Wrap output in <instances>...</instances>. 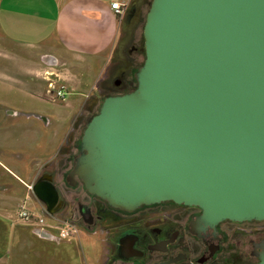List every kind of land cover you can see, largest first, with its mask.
Wrapping results in <instances>:
<instances>
[{"label":"water","instance_id":"95a60500","mask_svg":"<svg viewBox=\"0 0 264 264\" xmlns=\"http://www.w3.org/2000/svg\"><path fill=\"white\" fill-rule=\"evenodd\" d=\"M143 35L136 86L104 97L67 181L128 212L172 200L201 222L264 219V0H152ZM33 190L53 211L54 184Z\"/></svg>","mask_w":264,"mask_h":264},{"label":"crops","instance_id":"0c3cea01","mask_svg":"<svg viewBox=\"0 0 264 264\" xmlns=\"http://www.w3.org/2000/svg\"><path fill=\"white\" fill-rule=\"evenodd\" d=\"M113 1L126 3L132 16L136 11L146 10L150 3V0H0V39L26 49L20 57L27 63L23 64L22 68L23 81L27 83L31 80L44 84L37 73L41 68L48 66L52 73H57L66 83L68 93L61 101L66 106L68 126L83 104L99 105L102 96L123 92L132 84L136 64L131 62L120 47L124 41L130 40L127 38L131 35L127 28L130 20H126L127 16L121 17L115 13L111 6ZM137 37L136 32L134 40ZM30 54L35 57L31 62ZM9 112L15 114L10 121H17L18 111ZM0 114L6 115L3 110H0ZM36 117L43 121L45 126H49L57 116L46 113ZM5 119L8 123L7 118ZM18 122L21 124L16 126L0 124V131L3 130L1 132L9 138H16L13 144H2L3 147L0 148H4L3 151L9 149V156L19 163L13 172L16 182L7 179L11 181L9 185L14 186L13 188L22 187L23 203L31 191L39 197L33 186L43 181L42 178L51 181L50 173L46 172L47 168L53 163L56 166L59 164L60 159L57 160V156L68 140L69 128L59 135L51 132L44 139L42 135L35 137L32 134V138L27 139L22 136V130H15L22 129L21 115ZM23 163L25 164L22 166ZM5 166L9 170L6 164ZM71 168L72 163L65 160L58 175L64 179ZM61 179H58L59 183ZM8 194L11 195V192ZM10 195L4 197V204L14 201L15 198ZM41 204L49 209L45 201L42 200ZM6 206L3 205V208ZM2 214L3 218L8 219V216L3 212ZM47 220L53 219L47 215ZM46 223L37 229L39 241L58 238V234H53L54 231L52 232ZM26 238L27 236L22 234V245L27 243ZM9 252L10 248L6 253ZM6 256L4 253L0 259ZM25 258L22 251V264H29Z\"/></svg>","mask_w":264,"mask_h":264},{"label":"rangeland","instance_id":"374dc122","mask_svg":"<svg viewBox=\"0 0 264 264\" xmlns=\"http://www.w3.org/2000/svg\"><path fill=\"white\" fill-rule=\"evenodd\" d=\"M150 4L151 0L148 4V8ZM148 8H146V10L136 11L131 24L127 26L132 36L130 39L131 42L126 43L127 47H131L133 43H137V46L140 49L139 52H133L136 57V68L132 74V84L130 85L132 88L136 85L135 72H137L145 59L143 28ZM129 9L130 8L127 6L124 16L129 17L131 15ZM136 32L138 33V37L134 40L133 37ZM2 40L3 39H0V110H3V113L6 115L3 116L0 114V124H12L13 126L20 125L21 122L19 123L18 119L21 115L22 129L19 128L15 130H22V136H25L27 139L32 138L30 134L35 137H37V135H42V139H44L49 136V133L51 132L59 135L65 133L69 128V134L67 136L68 140L61 148L57 160L60 159L63 154L67 153V142L72 137L75 140L76 145L74 146L71 155L72 157L77 155L80 149L79 140L83 129L91 116L98 112L104 96H102L99 105H91V103L90 105L83 104L68 126L66 119V106L62 104L63 102L60 99L52 100L53 97L49 92L50 83L56 87L62 84H65L66 86V83L57 73H52V69L48 66L41 68L42 70L40 69L37 73L39 74L38 78L43 79L44 82L42 81V83L44 84L31 82L30 78V81L28 80L29 82L25 83L23 81L22 68L23 64L27 65V63H25V60L20 57H22V51L26 49H22V46L19 47L9 42H3ZM30 57V62L35 59L32 54H30ZM131 62L134 61L131 60ZM10 104L16 108L10 106ZM20 107L22 109H20ZM12 110L16 111V113L18 111L16 117L17 121H10L15 116V114H10L9 111ZM46 113L57 116L54 117L55 119L52 125L45 126L44 122L36 117L39 114ZM9 114L10 118H8ZM3 117L7 118V121L9 122H5L6 119L4 118L3 120ZM0 129H2V126ZM1 131L0 146L3 147L2 144L6 143L13 144L14 139H16L15 136H10L9 138ZM5 131H7V129ZM3 149L4 148H0V256L2 257V254L4 253L7 256L4 257V259H0V264H22V251L26 257L25 260L27 263L29 262V264H103L107 257V251L109 250L108 243L111 242V239L108 238L106 232L108 230L107 224L111 221L106 219L103 220L99 226L95 225L86 228L84 224L76 218V204L73 205L72 209H70L69 206L65 207V204H63L60 212H49L44 208V204H41L42 200L37 197L33 191L30 192L29 196H27L26 200L22 203V187L13 188L14 186L9 185V182L11 181L7 179L10 178L16 182L13 172L16 171L19 163L9 156V154H11L9 149L6 147L5 149L7 150L3 151ZM5 164L9 167V170ZM24 164L25 163H23L22 166ZM54 168H56V172H61L54 163L47 169L50 171V169L53 170ZM59 176L62 178L61 183H59L60 181L58 180L60 179ZM56 180L60 189H66L67 185L64 183V179L61 175L57 174ZM5 184L7 185L5 186ZM15 186L17 187V185ZM69 189L70 191L65 193L68 197L70 194L75 195L78 190V188H74V186ZM10 192L11 195L8 194ZM9 195L11 198H15L13 199L14 201H11L9 204H4V197H9ZM28 198L31 200L29 201ZM103 204L108 205L105 201H103ZM3 205L7 206L3 208ZM22 210L30 212L32 218L28 220L22 219V217L19 216ZM2 212L8 216V219L2 217ZM47 215L52 217L53 220L48 221ZM40 217L45 218V223L47 222L46 224L51 228V231H54L53 234H59V228H61L62 225H66L65 222L67 221L75 225L77 231L70 232V235L65 238L59 237L51 240L39 241L37 229H40L42 226L38 223V218ZM22 234L27 236V243H25V245H22ZM7 247L10 248L9 253H6L8 249ZM33 247L35 248L31 250Z\"/></svg>","mask_w":264,"mask_h":264},{"label":"flooded vegetation","instance_id":"af4514ba","mask_svg":"<svg viewBox=\"0 0 264 264\" xmlns=\"http://www.w3.org/2000/svg\"><path fill=\"white\" fill-rule=\"evenodd\" d=\"M133 18L132 15L127 17L130 24ZM126 43L124 41L120 47L136 64L134 53L140 49L137 43L131 47ZM67 144L68 155L63 154L58 168L65 160L73 166L74 158L80 154L79 149L77 155H71L76 145L73 137ZM55 169L46 171L58 192L53 212H60L63 204L70 209L76 204V218L86 228L99 226L106 219L111 221L106 231L111 242L103 264H255L264 253V219L201 222L199 206L172 200L144 204L128 212L113 208L106 201L108 205H104V200L90 194L77 176L74 185L77 193L68 197L65 193L73 187L67 181L69 172L64 177L66 189H60Z\"/></svg>","mask_w":264,"mask_h":264},{"label":"built area","instance_id":"2783aa9c","mask_svg":"<svg viewBox=\"0 0 264 264\" xmlns=\"http://www.w3.org/2000/svg\"><path fill=\"white\" fill-rule=\"evenodd\" d=\"M111 6L115 10V13L118 16L123 17L125 15L126 7H127L126 3H121L119 1H113L111 3ZM49 86H50L49 92L52 95L53 100H57V99L64 100L66 98L67 88H66L65 84H62V85L56 87V86H53L52 83H50ZM19 216H21L22 219H25V220L32 218L31 213L27 212L26 210H22V212H20ZM38 223L43 225L45 223V218H43V217L38 218ZM65 223H66V225H62V227L59 228L58 238L59 237L65 238V237L70 235V232H72V231L76 232L77 231V227L75 225L71 224L68 221Z\"/></svg>","mask_w":264,"mask_h":264},{"label":"trees","instance_id":"16d2710c","mask_svg":"<svg viewBox=\"0 0 264 264\" xmlns=\"http://www.w3.org/2000/svg\"><path fill=\"white\" fill-rule=\"evenodd\" d=\"M145 19H146V16H145ZM145 23V22H144ZM136 86V85H135ZM67 88V87H66ZM134 88V87H133ZM133 88H130V89H128L127 91H130V90H132ZM126 92V91H125ZM68 93V92H67ZM93 116V115H92ZM91 116V117H92ZM77 144H78V142H77ZM79 144H80V140H79Z\"/></svg>","mask_w":264,"mask_h":264}]
</instances>
